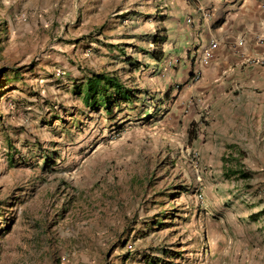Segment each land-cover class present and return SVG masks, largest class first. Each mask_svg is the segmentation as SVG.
<instances>
[{"label": "rangeland", "instance_id": "rangeland-1", "mask_svg": "<svg viewBox=\"0 0 264 264\" xmlns=\"http://www.w3.org/2000/svg\"><path fill=\"white\" fill-rule=\"evenodd\" d=\"M107 2L0 0V264H254L221 208L253 204L264 134L240 140L168 70L186 50L161 0ZM91 73L131 101L86 106Z\"/></svg>", "mask_w": 264, "mask_h": 264}, {"label": "crops", "instance_id": "crops-1", "mask_svg": "<svg viewBox=\"0 0 264 264\" xmlns=\"http://www.w3.org/2000/svg\"><path fill=\"white\" fill-rule=\"evenodd\" d=\"M91 1L95 4L99 2L108 4V0ZM161 1L165 6L161 15H167L165 17L168 20L166 26L168 40L172 38L175 48L178 49L183 45L186 50L185 58L179 61L177 71L169 64L164 65L172 75L175 76L176 72L180 73V77L190 91L195 88V91L204 97L220 100L221 108L219 111L214 110V113L225 118L222 122L224 127H232L240 140L246 139L244 134L246 135L247 132L262 136L264 134L263 16L259 15L262 23L260 22V34H258L255 30L256 23L253 22L257 11L251 13L253 7L250 0H218V5H215L217 11L214 9L215 14L208 17L202 5L192 7L189 0ZM212 42H216L217 46L211 52V56L207 57L206 51ZM251 57L255 58L258 64L250 63ZM259 59L262 61L260 62ZM173 67L176 66L173 64ZM195 72L202 74L196 82L191 77ZM246 104L251 115L248 113L246 115L239 109ZM234 106L238 108L234 109ZM263 157V154H260V159ZM253 169L255 173L252 183L256 193L253 204L248 209L221 208V211L225 215L223 220L230 221L228 224L232 225V235L237 236L239 243L249 246L250 258L254 264H264V212L254 219L249 217L264 210V185L259 183L264 182V164L260 163ZM245 216L249 219L243 220L242 217Z\"/></svg>", "mask_w": 264, "mask_h": 264}, {"label": "trees", "instance_id": "trees-1", "mask_svg": "<svg viewBox=\"0 0 264 264\" xmlns=\"http://www.w3.org/2000/svg\"><path fill=\"white\" fill-rule=\"evenodd\" d=\"M154 41L155 43H162L165 41V38L156 37ZM159 57L160 55L157 56V58ZM84 85L83 91H81L78 85L75 86V90L78 94L83 95V102L88 107H102L110 113L115 105L122 101H131L132 99L130 91L125 88L116 77L109 76L104 73H91V75L87 77ZM109 87L113 89L112 93L108 92ZM242 175L244 176L245 174ZM263 212L264 210L256 214H252L249 217L254 219Z\"/></svg>", "mask_w": 264, "mask_h": 264}, {"label": "built area", "instance_id": "built-area-1", "mask_svg": "<svg viewBox=\"0 0 264 264\" xmlns=\"http://www.w3.org/2000/svg\"><path fill=\"white\" fill-rule=\"evenodd\" d=\"M216 46H217V43L216 42H212L210 44L209 49L206 51V56L207 57H210L211 56V52L216 48Z\"/></svg>", "mask_w": 264, "mask_h": 264}]
</instances>
